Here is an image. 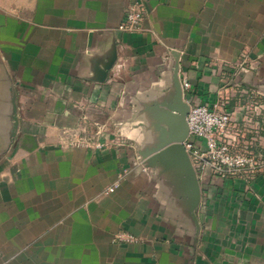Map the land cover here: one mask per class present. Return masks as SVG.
<instances>
[{"label":"crops","instance_id":"0c3cea01","mask_svg":"<svg viewBox=\"0 0 264 264\" xmlns=\"http://www.w3.org/2000/svg\"><path fill=\"white\" fill-rule=\"evenodd\" d=\"M141 1L0 0V264H264V175L167 145L182 95L263 150L264 0Z\"/></svg>","mask_w":264,"mask_h":264},{"label":"built area","instance_id":"2783aa9c","mask_svg":"<svg viewBox=\"0 0 264 264\" xmlns=\"http://www.w3.org/2000/svg\"><path fill=\"white\" fill-rule=\"evenodd\" d=\"M145 9L141 0H135L127 10L119 25L124 33H138L144 30ZM182 87L190 90V82L183 78ZM189 137L184 147L192 164L202 173L210 171L221 178L252 179L264 169V155L256 152L253 143L241 141L242 131L234 126V110L227 100L214 104H202L190 108L187 115ZM201 141V143H200ZM72 143L84 146L101 147V143L91 139L76 138ZM128 170L107 192H114ZM136 238L128 233L119 232L114 236V243H132Z\"/></svg>","mask_w":264,"mask_h":264},{"label":"water","instance_id":"95a60500","mask_svg":"<svg viewBox=\"0 0 264 264\" xmlns=\"http://www.w3.org/2000/svg\"><path fill=\"white\" fill-rule=\"evenodd\" d=\"M190 106L189 104L185 103L182 95L177 100V112L180 114L181 122L176 130L175 135L167 141V145H172L173 148L179 150L181 152L183 159L187 162L189 165L194 177H195V171L193 169L191 160L189 158V155L184 147V142L189 137V127L187 123V115L189 114Z\"/></svg>","mask_w":264,"mask_h":264},{"label":"rangeland","instance_id":"374dc122","mask_svg":"<svg viewBox=\"0 0 264 264\" xmlns=\"http://www.w3.org/2000/svg\"><path fill=\"white\" fill-rule=\"evenodd\" d=\"M253 105H251V107H252ZM260 153H262L263 155H264V148H263V150H261L260 151ZM259 174H263L264 175V169L261 171V173H259Z\"/></svg>","mask_w":264,"mask_h":264}]
</instances>
